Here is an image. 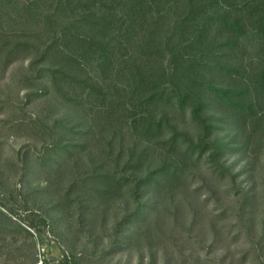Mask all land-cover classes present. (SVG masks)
<instances>
[{"label": "rangeland", "instance_id": "rangeland-1", "mask_svg": "<svg viewBox=\"0 0 264 264\" xmlns=\"http://www.w3.org/2000/svg\"><path fill=\"white\" fill-rule=\"evenodd\" d=\"M255 1L264 6V0ZM248 3L234 0L233 9H221L228 12L227 21L248 24L234 49L225 42L235 40L236 32H210L222 44V53L237 56H225L222 62L240 70L242 78L264 69V36L252 28L255 19H248L259 18V13L245 11ZM29 61L14 62L0 81V102L9 104L0 107V211L17 227L0 231V264H38L41 249L49 264H59L67 255L79 264H264V94L249 91L251 99L244 101L249 109L243 113L228 110L222 115L214 105L207 110V116L221 119L208 124L214 127L213 138L225 145L219 158L229 169L225 174L207 160L210 152L200 157L183 140L167 144L171 132L166 125L164 134L153 140L133 132L127 117L133 107L127 100L117 102L112 112L98 106L96 114L92 107L84 113L87 100L77 109L54 93L24 104ZM208 63V69L215 64ZM216 68L207 71V78L228 88ZM242 78L234 77V89L247 86ZM175 108L143 110L150 109L155 121L168 114L169 126L197 144L202 126ZM54 137H63L64 145L80 141L84 149L66 156L59 168L51 164L50 174L30 170L31 160L50 155ZM182 166L178 185L162 194L138 186L161 169L174 172ZM97 172L116 175L123 187L105 198L97 195L102 184L90 179ZM136 212L144 222L123 223Z\"/></svg>", "mask_w": 264, "mask_h": 264}, {"label": "trees", "instance_id": "trees-1", "mask_svg": "<svg viewBox=\"0 0 264 264\" xmlns=\"http://www.w3.org/2000/svg\"><path fill=\"white\" fill-rule=\"evenodd\" d=\"M233 5L234 0H0V81L14 62L29 58L24 104L54 93L56 99L77 109L83 108L87 100L84 113L88 114L89 108L95 113L102 106L111 108L112 112L117 102L127 100L133 107L131 112L127 110L133 132L153 140L164 134L166 125L171 132L167 144L173 146L183 140L180 143L188 149L193 146L192 150H199L200 157L210 152L207 160L213 168L226 174L229 169L219 161L225 145L213 138L214 127L208 124L221 119L207 116V110L217 106L222 115L228 110L243 113L245 108L249 109L244 102L251 99L249 91L264 94V69L242 78L245 74L229 66L226 60L222 62L225 56H237L222 53V44L210 38L211 31L217 30L216 35L224 36L226 29L234 31L235 40L229 38L225 42L234 49L238 35H245L248 24L238 20L229 22L228 12L221 13V9ZM245 6V11L259 13V18L254 15L247 18L255 19L252 28L264 36V6L255 0H249ZM195 27H200L197 34L192 31ZM208 61L218 67L217 73L223 76L221 79H225L228 88L207 78V71L215 68L213 65L208 69ZM236 76L247 86L234 89ZM145 86L150 90L146 91ZM143 93L149 97L142 99L139 94ZM7 105L5 101L0 102L2 109ZM146 106H165L169 110L176 107L177 112L189 114L202 126L203 137L193 144L187 134L169 126L168 114H161L155 121L150 109L143 110ZM101 111L97 113L106 114ZM64 129L72 131L66 126ZM59 138L54 137L50 155L31 160L30 170L39 168L50 174L51 164L59 168L66 156L72 158L84 149L80 141L64 145L63 137ZM51 154L58 155L60 160H54ZM184 169V166L174 172L161 169L154 174L156 178L150 175L138 181V186L142 191L162 194L178 185H175L181 177L178 171ZM93 175L90 179L102 184L97 195L103 198L112 194V189L123 187L124 183L116 175L98 172ZM135 222H144L137 212L123 221L129 226ZM11 224L14 225L13 220L0 211V231L17 230ZM19 231H22L20 226ZM49 262L45 259L46 264ZM58 263L79 264L70 255Z\"/></svg>", "mask_w": 264, "mask_h": 264}, {"label": "built area", "instance_id": "built-area-1", "mask_svg": "<svg viewBox=\"0 0 264 264\" xmlns=\"http://www.w3.org/2000/svg\"><path fill=\"white\" fill-rule=\"evenodd\" d=\"M42 251H43V253H44V249H41L40 250V261H39V263L38 264H46L45 263V260H44V257L42 256Z\"/></svg>", "mask_w": 264, "mask_h": 264}]
</instances>
